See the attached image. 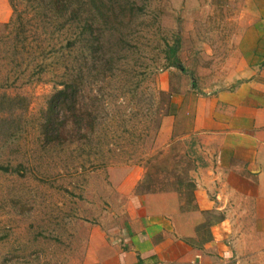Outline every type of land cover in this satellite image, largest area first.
<instances>
[{
  "label": "rangeland",
  "instance_id": "obj_1",
  "mask_svg": "<svg viewBox=\"0 0 264 264\" xmlns=\"http://www.w3.org/2000/svg\"><path fill=\"white\" fill-rule=\"evenodd\" d=\"M254 3L0 0V264H83L110 179L134 171L137 194L191 207L181 136L194 95L237 77Z\"/></svg>",
  "mask_w": 264,
  "mask_h": 264
},
{
  "label": "crops",
  "instance_id": "obj_2",
  "mask_svg": "<svg viewBox=\"0 0 264 264\" xmlns=\"http://www.w3.org/2000/svg\"><path fill=\"white\" fill-rule=\"evenodd\" d=\"M254 4L237 77L194 95L181 136L196 146L191 207L172 193L137 194L141 173L110 179L111 207L83 264H264V0ZM177 115L164 118L159 140L170 141Z\"/></svg>",
  "mask_w": 264,
  "mask_h": 264
},
{
  "label": "trees",
  "instance_id": "obj_3",
  "mask_svg": "<svg viewBox=\"0 0 264 264\" xmlns=\"http://www.w3.org/2000/svg\"><path fill=\"white\" fill-rule=\"evenodd\" d=\"M177 50H178V47L176 45H172L169 50H168V56H169V59H171L172 63L174 65L175 64H178L179 63V57L177 55ZM62 93V91H60V94ZM192 186H194L192 184Z\"/></svg>",
  "mask_w": 264,
  "mask_h": 264
}]
</instances>
